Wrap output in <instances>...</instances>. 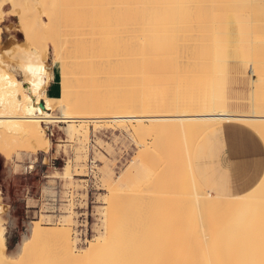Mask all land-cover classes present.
Returning a JSON list of instances; mask_svg holds the SVG:
<instances>
[{
    "label": "bare ground",
    "instance_id": "bare-ground-1",
    "mask_svg": "<svg viewBox=\"0 0 264 264\" xmlns=\"http://www.w3.org/2000/svg\"><path fill=\"white\" fill-rule=\"evenodd\" d=\"M19 1L21 7H24L22 11L25 9L20 21L24 22L27 19L28 11L32 15L30 22L35 33L31 35L30 31L25 32L28 41L41 37L43 32L46 37L50 36L61 41L60 43L52 39L55 45L64 44L63 39H65L66 46L61 45L60 48L64 47L59 49L64 52L68 50L66 47H70L75 54L70 61L65 56L63 73L60 75L59 71H56V68L60 67L58 61L60 56L58 55L59 57L51 63L45 58L49 50L46 41L44 48H38L39 45L30 47L32 46L30 44L27 49L21 47L15 53L11 52L13 49L3 47L1 21L4 17V6L0 3V152L9 156L19 145L30 146L33 151H38L40 148L49 150L51 139L47 127L51 124L80 119L94 120L97 126L96 121L107 113L111 114L109 117L112 121L121 122L120 124L126 128L128 126L125 124H129L134 133L142 139L140 145H144L148 135L155 137L152 153L146 151L151 149V146L147 147L148 141L146 142L143 159L154 156V160L160 159L165 166L179 165L182 173L178 182L172 179L167 180L166 184L163 182L169 188H178L166 189V193L169 194L166 197L161 195L162 201H158V194L153 196L155 190L154 192L152 190L151 195L150 191L148 192L150 199L144 202L152 201L155 205L157 200L161 203L158 207H156L158 204L154 206L150 203L151 208L154 209L145 210L147 211L144 212L145 216L141 212L146 209L145 207L141 209L144 205L141 201L146 196L141 195L145 191L141 195L136 193L140 197L137 200L136 194L131 198L133 203L138 201V207V203L142 204L140 209L133 207L136 213L137 209L140 210L137 215L144 216L138 217L137 220H135L137 217L130 219L122 232L125 234L124 240L134 247L131 250L132 256H119L116 253L115 245L112 244L115 221L109 216V212L106 214V223L104 222L103 240L89 239V244L82 253L76 251L79 248L71 229L56 231L46 228L43 218L33 220L31 235L23 241L18 258H13L6 252L5 226L0 218V252H2L0 264H142L141 259L133 261L132 258L135 254H137L135 258H138L139 253L148 251L146 250L149 249L147 235L151 229L164 241L161 242L166 244H163L166 247L164 251L173 254L178 264H264V176L250 191L236 196H224L209 191L197 178L193 168V151L198 138L216 123L222 121L244 123L264 140V114L227 110L226 62H221L228 57L224 45L230 36L224 12L228 10L250 12L255 30L264 34V0H128L130 3L128 14L122 24L125 28L120 34H115L113 30L114 24L119 22L118 19L106 16L107 14L99 17L87 15L82 0H79L80 2L76 0L80 3L76 7L81 8L79 11L85 8L86 10L83 11L87 16L81 12L77 17L73 14L79 11H74L77 8L72 5L75 1L71 4L72 0H68V3L64 0L67 5L63 0ZM60 3L63 5V7L60 5L62 9L65 6L72 8L68 7V11H64L67 12L66 15L69 14L68 17L62 13L64 19L61 18L62 16L58 17V14L56 18L54 12L52 15L55 19L51 16L53 24L51 20L49 24L41 15L33 12L38 10L51 12L50 9L58 7ZM175 10L180 12L177 23L171 19V13ZM63 21L72 29L68 27L67 29L66 25L62 24ZM63 26L66 31L61 29ZM220 29L222 30L218 33ZM58 31L63 33L64 35H61L65 38H62ZM36 41L38 42V39ZM43 41L44 39L41 42ZM263 46L264 43L263 45L258 43L257 52L254 53V63L258 66L256 83L260 102L264 101V53H261ZM90 47L100 51H98V59L93 57L97 56L95 51L90 56L91 53L88 51L91 50ZM107 50L111 51V56L114 55L113 59L110 56L105 60L104 51ZM85 51L88 53H83ZM112 51H115L116 56ZM67 54L72 53L68 50ZM17 58L25 59L22 65V79L18 77V65L15 62ZM71 65H79L84 72L80 74L76 83L66 74L72 68ZM206 71H209V74L216 72L219 74L215 81L210 83L205 95L198 84L204 79L202 76ZM54 78L61 83L62 92L58 96L47 93V86ZM164 79L170 80L173 84H171L172 92L162 96L163 90L166 89L165 84H158L155 81ZM62 104L67 105L68 113L57 114L56 109ZM82 114L91 116L83 117ZM79 127L81 128L75 125L74 130L70 129V136L75 138V133L80 131L88 141L90 123L84 122ZM133 162L132 167L136 172L139 171L141 176L145 170H149L147 165L150 162L147 164L144 161ZM164 163L161 164L162 167ZM151 167L150 170L153 169ZM130 171H126L125 175ZM154 172L152 170L151 174H155ZM183 179H187V183H184ZM53 192L51 191L52 196ZM131 200L128 202L131 203ZM147 202L145 203L148 204ZM148 206L147 209L150 208ZM75 211L71 212L72 218L68 217L69 223L74 222ZM3 212L0 203V213ZM157 213H160V218L155 215ZM259 257L263 261H255Z\"/></svg>",
    "mask_w": 264,
    "mask_h": 264
},
{
    "label": "rangeland",
    "instance_id": "rangeland-1",
    "mask_svg": "<svg viewBox=\"0 0 264 264\" xmlns=\"http://www.w3.org/2000/svg\"><path fill=\"white\" fill-rule=\"evenodd\" d=\"M14 1H19V0H14ZM14 1L0 0V3H2L4 6V10H3L4 17H2V21H1V26H2L1 45L5 48L7 47L13 49L11 52L15 53L21 47H23L21 49H27V47H29L30 44L32 45L30 47H34L33 45L35 46L39 45L38 48L41 49L44 48L45 45L48 43L49 50L47 52L48 55L47 57L45 56V58H47V60L51 63L60 56L58 58V61L60 62L59 63L60 67L59 69L56 68V71H59L60 75H62L64 69L63 65L66 61L65 59L68 58L67 60L69 61L72 60V57L75 54L74 51H71L70 47H66L68 48L69 53L72 54H67L68 50L66 49L64 51L65 48L63 49L64 52H62L60 49L66 46L67 44L66 40L63 39L64 44L66 43L64 45V44H58L59 42L61 43V41L59 39H56L59 42L57 43L58 45H55V43L53 42L56 40L51 38L50 36H49L50 38L46 37V35L43 34V32H42L43 36L41 35L42 38L40 36H39L40 38L35 37L38 39V42L36 41L37 39L28 41L25 32L30 31L29 33H31V35L32 33H35L33 31L34 27L30 22L32 18L31 12L28 11V13H26V15L27 14L28 15H27V19L24 22L20 21L21 20L20 16L25 14V9L24 11H22L24 7H21L20 1L19 2H14ZM78 1L72 0L71 4L73 2L72 5H74L75 7L77 5L79 6L80 5L79 2L81 0L79 2ZM99 1L101 0H89V1L82 0V4H85L84 7L88 11L85 8L82 9L86 10L85 12H87V15L89 16L94 15V17L97 16L99 17V16H104V14L105 15L107 14L106 16L109 15L111 16V18L113 17L114 19H118L119 25L114 24V26L117 25L116 26L117 28L113 26L114 28L113 30H115V34L116 33L120 34L121 31H124L122 29L125 28L124 25L122 26V24H124L123 23V21L125 20L124 18H126L128 14V8L130 4L129 1L108 0L106 1L107 2L106 3L105 0H102L101 1L102 3L101 2L98 3ZM66 2L68 3L69 1L66 0ZM61 3L59 4L58 7L50 9V11L52 10L51 12H46L43 10H38L33 12H35L34 14L36 15H41L43 19H46L48 21L47 23L51 24L52 22L53 24L54 21L52 20L53 18L51 19V16L54 17L55 19V16L58 14L57 15L58 17L62 16L61 18L64 19L63 15L64 14L66 15L67 13V12L64 13V11L65 10L68 11V7H70V6L68 7L65 6L64 7L65 9L63 8L64 9L63 10L62 4L63 3L66 4V3L64 2V0L63 3L62 4ZM103 3H105V5ZM77 9L76 10L74 9V11L75 12L79 11V9L81 8H79L78 10ZM83 10L79 11V13L73 12L75 14L73 13L72 14L77 17V15H81V12L82 14L85 13ZM54 12H55L54 14L55 16L52 15ZM88 12L90 14H88ZM62 13L64 14L62 15ZM84 15H86V13ZM171 15H172L171 19H173V21L177 23L180 18V12L175 10L174 12L171 13ZM224 15L227 17V26L229 27V32H230V36L228 37L229 38L228 42L224 45V48L226 49L228 54L227 60L231 57H241L248 60V62L251 64L250 66L249 64L246 63L245 71L239 74V79L233 84V87L235 89L243 92V94L240 97H234L233 101L241 104L240 112H250L248 84L243 82L241 78L244 77L245 79L250 80L251 78L253 79V76H255L256 98H255L254 113L264 114V101L260 102L257 97L258 84L256 83L257 82L256 79L258 78V74H257L258 66H256L254 63V58H255L254 53L257 52V44L262 43L263 45L264 34H261L257 30H255L256 28L253 24V18L250 12L228 10L224 12ZM57 16L56 18H58ZM66 16L68 17L69 14H67ZM50 20L51 22H49ZM61 23L62 22H60V24ZM60 24L58 26H60ZM62 24L66 25V28L69 26V24L67 25L65 24V22ZM74 27L75 26H73V29L75 30ZM61 29L65 30L64 26ZM71 29L72 28H70V30ZM63 30H61V32ZM221 30L222 29H220L217 32L220 33ZM58 32L60 33V31ZM63 33H60V35ZM62 38L65 37L62 36ZM43 39L44 41L41 42ZM52 39L54 41H52ZM30 41H33L34 43ZM61 45L64 46L60 48ZM55 46L57 47L58 50L56 49ZM6 49L4 51L7 52ZM118 50L121 51V49ZM88 51L91 53L90 56H92V52L94 53L95 51V54L97 53V56H93V57H96V59H98L97 57L99 50L97 51L96 49L93 48ZM115 51L112 52L116 56L117 51L116 53ZM86 52L87 51L83 53ZM104 52H105L104 58L105 60H107V58L111 56L110 55L111 51L108 52L107 50ZM261 53H264V46L261 49ZM68 56H70V58ZM113 56L114 55H112L110 58H112ZM120 56L123 55L121 54ZM15 62L18 65V70H17L18 77L22 79L23 78L22 65H24L25 59L17 58ZM71 67H70L71 69L68 70L66 74L72 81H75L76 83V81H78L77 79L80 76V74L82 75L84 72L82 67H80L79 65H71ZM218 74H219L218 72H216L215 74L214 73L209 74V71H206V74L202 76L204 77V79L200 81L198 85L202 87L203 94L205 95L207 94L210 85L215 81ZM155 83L165 84L166 89L163 90V93L161 94L162 96H165L169 92H172L171 84L173 83L170 80L168 79L156 80ZM59 84L61 86L60 82ZM66 106H67L66 104H62L59 108L56 109V113L57 114L68 113L67 111L68 109ZM110 115L111 114H107V113H105V115L103 114L102 115L103 117L99 118V120L100 119L101 120L96 121L98 122L97 126H95L94 120L83 121L80 119L75 121L73 120L67 122H60L57 124H51L49 127H47V132L51 139V147L49 148V150H44L43 148H40L38 149V151H33L30 146L19 145L17 146L18 148L16 147L17 149L12 150L9 156L0 152V188L2 189V192L0 193V203L4 209V212L0 213L1 215L0 218L3 220V224L5 226L4 237L7 243L6 252L10 256H12L13 258H18L20 256L23 241L27 237H29V235H31V226L33 220L35 221L38 220L39 218H43L42 220L43 224L48 229H53L56 231L61 230V232L63 230L65 231V229L67 230L71 229L74 235V239L76 238L75 240L77 241L76 242L77 248H79L76 251L77 253H82L87 248L89 244V239L103 240L102 232L104 231V227H105L104 225L106 223L105 218L107 217L106 215L107 212H109L108 213L109 216L113 217L115 221L113 225L115 227V231L112 239V244L115 245L114 249L116 253H118L119 256H126V257L132 256L131 250L134 247L128 244L124 240L123 235L125 234L122 232L125 230L127 222L130 219L137 217L135 218V220H137L138 217H141L142 215L139 214L137 215V213L140 211L138 209H137L138 212L136 213L135 208L138 207L137 205L138 201L133 203L131 198L133 197L134 194L140 193L141 195L145 191V193L141 195V196L146 195L144 197L145 199L141 198L143 199V201L139 199L144 205L142 206V204L138 203L139 207L142 206L141 209H143V207L146 208L144 210H141V212H143L142 214L145 216L146 213L144 212H147L150 209H154V207L151 208L152 206H150L151 205L150 203L153 202L152 201L149 203L147 202L150 199V198L148 199L149 196L148 192L150 191L149 194L151 195L155 190L156 192H154L153 196L158 194L160 198L159 199L157 196L158 201H162L163 199L162 197L163 196L166 197L169 194L166 193L167 190H177L178 188V187L177 188L167 187L165 185L166 181L172 179L178 182V178L180 173H182V169H180L179 165H177L179 168L176 166L175 167L165 166V163L162 162L160 159L154 160L155 159L154 156L151 157L144 156L145 158L143 159L142 155H144L143 150L146 148L145 147L146 142L148 141L147 147L150 148L149 146H151L152 149V150L146 149V151L148 150L149 152L151 151L153 152V148L155 146L153 145L154 144L153 140H155V137L153 135H148L146 137L148 139H145L146 141L144 145H140L142 139H140V137H138L134 133L131 126H129V124L126 123L125 125L128 126L126 128V126L124 127V125L120 124L121 122H118L116 120L112 121V118L109 117ZM82 116L86 117L91 115L82 114ZM92 116H96V114H92ZM105 118L106 119L108 118V120H106ZM86 121L89 122L91 125L88 134L89 135L88 141L80 131H77L75 133L76 137L72 138L69 134V130L71 129L72 125L74 124L73 127H75L76 125L77 128H81L79 127V125L83 124L84 122L87 123ZM73 127L71 130H74ZM241 152H243L242 149L233 148L227 152L226 158L231 160L236 154H239ZM132 158L136 162H140V163L141 161L142 162L144 161V163L146 164L150 162V164L147 165V168H149V170L147 171L142 170L145 172V173L143 172L142 174L143 177L141 176L139 171L136 172L135 168L132 167V164H134L133 162L134 160ZM163 163L164 166L162 167L161 164L163 165ZM150 167L151 169L153 168L152 170L155 171L154 172L155 174L153 175L151 174L152 170H150ZM129 170L131 171L125 175V172ZM173 170H174V174H173ZM138 173L140 174V176ZM134 174H138V175H134ZM164 175L166 176V179ZM148 177L151 178V180H148L149 179ZM153 177L156 178L154 179ZM137 178L141 179V181L138 180ZM160 181L162 183H160ZM183 181L184 183H187L186 182L187 179L186 180L183 179ZM151 182H153L152 183L153 185L154 184L156 185L153 186L152 184H148ZM156 186H158V188ZM208 189L211 188L208 187ZM51 191H54L53 196L51 194ZM209 191L214 192L215 190L211 189ZM115 192L117 193L115 194ZM138 197L139 195L136 196V200L138 199ZM130 200L131 203L128 202ZM144 200H147L145 202H147L149 206L144 202ZM158 201L156 200V204H158V205L155 204L156 207H158L160 205L159 203H161ZM146 205L148 206V208L149 207L150 208L147 209ZM72 210H76L73 213V218L76 221L74 220V222L69 223L70 221L67 219H70L68 217H71ZM155 215L158 218L161 217L160 213H157ZM144 216H142V218ZM148 233L149 234L147 235V240H148L147 248L149 249H146L148 251L139 253L140 256L139 255L138 256L140 258L139 257L135 258L137 254L134 253L135 256L132 258L133 261L136 259L137 260L141 259L142 261L144 260L143 262L142 261L140 262L142 264H163V263L178 264L176 259H174L173 254L171 255V253H169L168 251H167L168 253L164 251V249L166 250L165 247L166 244L162 243L164 241L161 239V237L157 233H155L153 229L149 230ZM163 244L165 245L163 246ZM0 247H1V242H0ZM154 247L155 249H153ZM262 255L263 254H261V257ZM261 257H259L261 260L258 258L255 261L257 262L263 261L262 259L263 257L262 258Z\"/></svg>",
    "mask_w": 264,
    "mask_h": 264
},
{
    "label": "crops",
    "instance_id": "crops-1",
    "mask_svg": "<svg viewBox=\"0 0 264 264\" xmlns=\"http://www.w3.org/2000/svg\"><path fill=\"white\" fill-rule=\"evenodd\" d=\"M228 58V57H227ZM222 59L225 66V106L230 112H240L241 104L234 102L243 92L233 87L239 74L246 69L245 58ZM254 73V72H253ZM248 84L249 107L255 109V76L250 80L241 78ZM53 84V85H52ZM52 96L61 94V86L55 78L47 86ZM254 96V97H253ZM253 101V102H252ZM193 151V168L197 178L214 193L236 196L250 191L264 176V140L252 128L237 121H222L207 128L198 138ZM233 148L242 149L231 160L226 154ZM209 189V190H211Z\"/></svg>",
    "mask_w": 264,
    "mask_h": 264
},
{
    "label": "water",
    "instance_id": "water-1",
    "mask_svg": "<svg viewBox=\"0 0 264 264\" xmlns=\"http://www.w3.org/2000/svg\"><path fill=\"white\" fill-rule=\"evenodd\" d=\"M42 105H44V103L42 102Z\"/></svg>",
    "mask_w": 264,
    "mask_h": 264
}]
</instances>
